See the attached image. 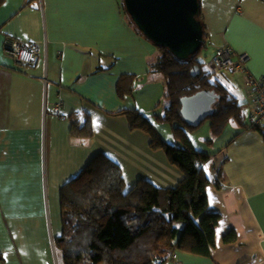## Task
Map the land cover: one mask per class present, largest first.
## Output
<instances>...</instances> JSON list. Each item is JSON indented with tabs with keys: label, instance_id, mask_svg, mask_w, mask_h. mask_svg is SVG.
<instances>
[{
	"label": "crops",
	"instance_id": "obj_1",
	"mask_svg": "<svg viewBox=\"0 0 264 264\" xmlns=\"http://www.w3.org/2000/svg\"><path fill=\"white\" fill-rule=\"evenodd\" d=\"M201 5L215 52L226 44L247 55L244 69L220 82L239 100L250 99V118L253 95L235 80L264 74V0ZM123 7V0L0 3V264H58L60 190L100 152L121 165L128 188L140 179L173 187L183 178L164 149L150 146L147 132L116 114L137 108L150 118L165 95L158 85L164 80L150 76V42ZM8 37L34 45L35 60L18 65L4 52ZM128 76L135 88L128 93L127 80L122 94L118 84ZM139 81L148 95L143 101ZM88 114L94 134L74 135L73 122L83 124ZM250 124L229 123L208 151V211L221 215L212 255L177 251L166 264H264V135ZM231 230L237 241L226 243Z\"/></svg>",
	"mask_w": 264,
	"mask_h": 264
},
{
	"label": "trees",
	"instance_id": "obj_2",
	"mask_svg": "<svg viewBox=\"0 0 264 264\" xmlns=\"http://www.w3.org/2000/svg\"><path fill=\"white\" fill-rule=\"evenodd\" d=\"M200 18L208 38L202 9ZM130 23L135 27L131 20ZM199 53L191 60L181 61L169 49L158 46V56L150 66V76L163 79L166 86L165 110L155 115L173 125L172 137L180 144L167 142L139 109L116 112L126 116L132 129L147 132L150 146L164 149L169 161L182 171L183 178L173 187H160L140 179L127 188L121 165L103 152L96 154L60 190L63 230L54 241L59 264H166L176 261L177 251L212 255L221 215L208 211L207 187L211 181L206 164L211 154L197 150L192 143L187 129L194 127L184 121L180 100L202 89H214L221 94L209 117L214 137L220 136L231 122L246 126L245 103L231 95L219 80L212 79L197 58ZM195 64L200 67L198 76L191 75ZM125 78L118 84L122 94L120 85L129 83L128 93L135 88V76ZM249 126L264 135L262 122H251ZM72 133L92 136L91 115H87L83 124L74 121ZM224 241L236 242V231H229ZM137 245L140 250L134 251Z\"/></svg>",
	"mask_w": 264,
	"mask_h": 264
},
{
	"label": "water",
	"instance_id": "obj_3",
	"mask_svg": "<svg viewBox=\"0 0 264 264\" xmlns=\"http://www.w3.org/2000/svg\"><path fill=\"white\" fill-rule=\"evenodd\" d=\"M124 9L139 32L157 47H165L179 60L198 54L207 41L200 18V0H123ZM200 74L195 64L192 76ZM221 94L202 89L181 97V114L186 123L198 127L214 113Z\"/></svg>",
	"mask_w": 264,
	"mask_h": 264
},
{
	"label": "rangeland",
	"instance_id": "obj_4",
	"mask_svg": "<svg viewBox=\"0 0 264 264\" xmlns=\"http://www.w3.org/2000/svg\"><path fill=\"white\" fill-rule=\"evenodd\" d=\"M147 41L150 42V47H151L150 59L155 60L157 58V56H158L157 55L158 54V47L152 41H150L148 39H147ZM214 54H215V48L210 43L206 44V46H204L201 49V51H200L199 55L197 56V58L200 59L203 62V64H202L203 69L206 72L212 74V79L214 81H217V80L222 81V80H225L226 77H232L233 72H231L230 70H228V69L218 70V69H216L214 67V65H213ZM242 69H244V68H242ZM227 80L228 79H226V81ZM235 81H236V85L237 86H240V87L243 86L245 91H248L246 89V87L244 86L243 79L240 78L239 79V83L237 82V79ZM162 83L163 82L159 81L158 85L159 86L162 85V96H163L164 90L166 89V86L163 85ZM144 85L145 84H142L139 81L138 89L136 91L137 94H138V91H140V89H144V87H145ZM234 93H235L234 88L231 87L230 88V94L233 95ZM146 97H148V95H146L144 91H140L139 98L141 99V101H143V98H144V100L147 99ZM161 98H162L161 103H159V104L157 103L158 106H157V109H155V111L158 112V113H163L164 110H165V106H166V102H165V100H163L164 98L163 97H161ZM241 99H242V101L246 102V106H245V108H246L245 109V121L247 123H249V121H250L249 108H250L251 101H250V99H248V101H246L245 98H241ZM241 99L239 100L240 102H242ZM153 110H154V108H153ZM153 110L150 111L149 115H150L151 121L154 123L156 128H158L161 136L169 143L180 144L179 142L175 141L173 139V137H172V126L173 125L168 123V122H164V121L158 119L157 116L155 114H153ZM209 125H210V120L208 118V119H205L201 123L200 126L194 127L193 129H190V128L187 129L188 133H189V136H190L193 144L195 145L196 149L199 148V149H202V150H206V152H208V151L211 152V151H213L215 149V148H212L214 146V144H215L214 142L217 139L216 141L218 143L219 140H218V138H215L214 136H212L211 129H209ZM234 126L235 125L232 124L229 127V129L227 131V135H229L231 133L230 129H232V127H234ZM211 141H213V142L210 144ZM137 246H138V248L135 249L134 251L140 250V245H137ZM56 256H57V260H59V257H58L59 253L57 254V252H56ZM127 257H128V255H127ZM58 264H59V262H58Z\"/></svg>",
	"mask_w": 264,
	"mask_h": 264
},
{
	"label": "built area",
	"instance_id": "obj_5",
	"mask_svg": "<svg viewBox=\"0 0 264 264\" xmlns=\"http://www.w3.org/2000/svg\"><path fill=\"white\" fill-rule=\"evenodd\" d=\"M209 43V40H207ZM4 52L12 56L20 66H26L35 60V46L25 43L22 39L8 37L4 43ZM247 55L236 53L232 47L224 44L217 47L213 57V65L218 70L228 69L231 72L244 68ZM244 86L253 95L254 110L250 120L254 124L264 121V74L254 77L244 74Z\"/></svg>",
	"mask_w": 264,
	"mask_h": 264
},
{
	"label": "clouds",
	"instance_id": "obj_6",
	"mask_svg": "<svg viewBox=\"0 0 264 264\" xmlns=\"http://www.w3.org/2000/svg\"><path fill=\"white\" fill-rule=\"evenodd\" d=\"M208 42V41H207Z\"/></svg>",
	"mask_w": 264,
	"mask_h": 264
},
{
	"label": "snow or ice",
	"instance_id": "obj_7",
	"mask_svg": "<svg viewBox=\"0 0 264 264\" xmlns=\"http://www.w3.org/2000/svg\"><path fill=\"white\" fill-rule=\"evenodd\" d=\"M35 7V6H34Z\"/></svg>",
	"mask_w": 264,
	"mask_h": 264
}]
</instances>
